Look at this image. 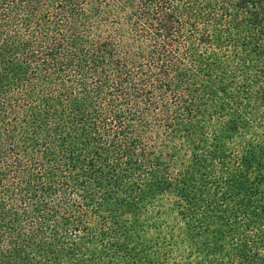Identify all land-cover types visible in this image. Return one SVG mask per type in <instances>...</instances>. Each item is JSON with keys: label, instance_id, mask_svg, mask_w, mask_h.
Instances as JSON below:
<instances>
[{"label": "rangeland", "instance_id": "374dc122", "mask_svg": "<svg viewBox=\"0 0 264 264\" xmlns=\"http://www.w3.org/2000/svg\"><path fill=\"white\" fill-rule=\"evenodd\" d=\"M71 5L70 0H0V72L13 73V65H28L16 87L0 89L2 150L15 142L21 151L31 144L34 132L53 133L51 128L67 120L77 103L78 95L70 92L83 93L77 87L81 56L73 49ZM195 42L188 44L198 49L195 59H185L195 76L191 84L195 114L184 109L186 100L175 104L159 87L149 106L119 95L116 101L106 87L100 102L92 94L91 116L103 122L104 111L109 118L118 114L117 133L89 126L91 143L86 149L94 166L70 171L63 165L62 171L70 172L68 181L49 167L52 199L47 207L40 200L34 202L32 221L23 220L17 206V199L25 195L16 193L22 185L19 173L11 179L0 161V264H264V243L255 239L254 230L263 229L262 211L256 209L255 222L247 215L261 204L249 196L251 187L263 191L264 185L259 175L250 180V172H239L233 160L237 155L241 160L242 140H248L252 126L244 111L240 121L247 120L249 131L238 130L222 161L208 155L215 130L230 118V107L249 108L246 94L256 87L254 75L213 67L222 57L214 56L210 43ZM61 62H71L73 69L57 72ZM4 96L21 97L24 118L19 115L15 121L11 111L1 113ZM191 136L201 140L199 146L189 145L194 142ZM229 137L224 143L229 144ZM185 141L189 142L180 146ZM191 195L203 200L194 204ZM248 200L254 204L249 210L242 205Z\"/></svg>", "mask_w": 264, "mask_h": 264}, {"label": "trees", "instance_id": "16d2710c", "mask_svg": "<svg viewBox=\"0 0 264 264\" xmlns=\"http://www.w3.org/2000/svg\"><path fill=\"white\" fill-rule=\"evenodd\" d=\"M70 1L74 2V5H71V29L74 37L71 36L76 44L73 49L81 56L78 71L82 78L77 87L81 86L83 93L74 94L75 89L70 92L73 96L78 95L75 97L77 103L72 104V112L67 115V120L51 128L53 133L42 135L34 132L31 144L21 147V151L15 142H11L7 150H2L0 143L3 173L11 179L17 178L19 173L22 181L16 193L25 194L17 199L23 220L28 222L34 219L30 209L35 208L36 200H40L41 205L47 207V202L52 199L54 189L52 178H49V167L52 166L55 173L62 174L63 181H68L70 172L62 171L63 165L70 171L80 170L89 164L94 166V157H89L86 149L91 143V136L87 133L89 126L97 131L105 129L117 133L118 114H110L109 118V112L103 110V122L91 116L93 109L89 101L92 94L100 102L102 88L106 87L116 101L119 95L136 98L149 106L155 98L153 93L156 92V87H159L162 96L173 99L175 104L186 100L184 109L191 116L192 113L195 114L192 103L195 95L191 88L195 76L190 74L185 66L187 56L190 59L196 57L198 49L188 45L195 40V43H210L214 56L222 57V61L213 67H230L229 73L235 74L239 71L245 76L249 72L254 75L253 83L256 87L246 94L248 103L251 102L249 108L236 110L233 106L230 107L231 110L227 113L229 120L219 125L218 129L214 128L216 141L208 155L211 159L222 161L224 152L233 147V137L239 136L240 128L244 127L242 129L249 131L247 120L245 123L240 121V111H244L252 126L248 140H242L245 147L243 156L240 161L241 155L233 159L234 166L243 174L250 172V180L255 179L252 176L259 175L261 184L264 185V0ZM81 7L84 9L80 10ZM107 23L111 27L109 30L104 26ZM85 28L88 32L82 35L80 31ZM234 61L239 63L238 66L232 65ZM27 66L23 63L15 64L12 66L16 69L12 70L13 73L11 70L0 72V89L16 87L14 84L19 80L21 73L26 71ZM143 67L146 69L142 70ZM70 69H73L71 62H61L57 72H70ZM136 69L138 72H135ZM70 86L74 87L73 81H70ZM59 87L63 94H66L64 86L59 84ZM4 99L6 106L1 108V113L8 114L11 111L15 121L20 120L19 115L25 117V105L21 102V97L4 96ZM165 107L158 108L164 110ZM228 137L229 144H226L224 141L227 142ZM191 140L194 142L189 145L197 147L201 143L195 136H191ZM188 142H182L180 146L183 147ZM242 142L239 140L237 143ZM173 149L182 148L173 146ZM229 158L231 159V154ZM182 162L179 160V163ZM249 164H253L254 168L247 167ZM99 168L97 174L101 172ZM187 175L185 174L186 179ZM189 178L192 179V176L189 175ZM177 182L178 187H181V181ZM250 192L249 196L261 204H252L257 207L252 210H249L252 206L249 200L242 205L246 206L250 213H254H247L251 222H255L253 219L257 215L256 209H261L263 229L254 230L255 239L264 243V188L261 191L257 187H251ZM190 198L195 200L194 204L203 200L201 196L191 195ZM243 199L245 198L242 197ZM237 210L242 211V207ZM255 244L259 245V242Z\"/></svg>", "mask_w": 264, "mask_h": 264}]
</instances>
